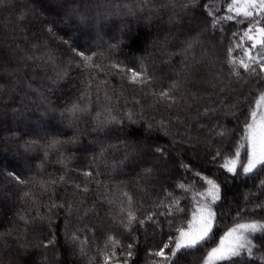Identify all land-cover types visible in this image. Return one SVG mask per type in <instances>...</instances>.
Returning a JSON list of instances; mask_svg holds the SVG:
<instances>
[{
  "label": "snow or ice",
  "instance_id": "snow-or-ice-1",
  "mask_svg": "<svg viewBox=\"0 0 264 264\" xmlns=\"http://www.w3.org/2000/svg\"><path fill=\"white\" fill-rule=\"evenodd\" d=\"M5 9L13 39L39 53L21 61L56 86L0 104V150L12 151L0 181L21 186L22 204L9 218L0 201L5 250L14 240L40 264H67L66 252L77 264H141V252L143 264H264V0Z\"/></svg>",
  "mask_w": 264,
  "mask_h": 264
},
{
  "label": "trees",
  "instance_id": "trees-1",
  "mask_svg": "<svg viewBox=\"0 0 264 264\" xmlns=\"http://www.w3.org/2000/svg\"><path fill=\"white\" fill-rule=\"evenodd\" d=\"M17 5L25 4L26 0H16ZM15 12L5 10H0V53H3V59L0 60V85H3V90L0 91V104H3L4 101L8 100L9 95L14 96L16 100H19L20 95H23L27 91V85L29 83L32 84L33 87L39 88L45 92L46 95L52 96L55 98L52 92H49V88H55L56 86L52 85L48 79V76L51 75V72H45L43 66H39L41 64L40 61H21V57H25L28 55L39 54L38 52H34L30 45H27L26 42L22 38H18L16 40L13 39L14 36L19 37V33L15 30ZM133 28L136 29L137 26L133 23ZM138 31L147 32L146 29H137ZM107 39V37H105ZM143 40H148V36L145 35ZM19 44L20 47L17 49L15 46ZM15 49V51H10V47ZM141 46L142 42H141ZM177 64L179 63V57L176 58ZM9 63H12V66L8 69L9 77H6L3 74V71L6 72L9 67ZM203 71V69H202ZM75 75V73H74ZM113 81L117 83L118 81L113 78ZM78 87L80 84L79 79H75L72 81ZM9 85L15 86V91L9 88ZM191 86V85H190ZM62 88H67L68 85H61ZM203 87V86H201ZM75 91V89H73ZM57 95L59 92L56 93ZM34 94L29 93V97H32ZM30 107H35L31 104L30 100L28 101ZM31 115V113H28ZM7 116L11 117V112L7 114ZM221 120L230 123L231 117H220ZM10 122V120L8 121ZM19 131H23L22 128ZM9 133L0 130V135H8ZM166 138L160 137L158 138V142H163ZM87 143V138L84 141ZM5 149L10 146H3ZM14 151V150H13ZM205 151V145L203 143L198 144L196 148L189 150L187 153V158L192 159L193 163H195V159L193 158V153L195 152L197 156H201ZM7 157L8 160L12 159V151L0 150V159ZM51 171V167L49 168ZM122 179L131 180L132 177H121ZM21 186L13 183H6L0 181V201L3 202L4 211L7 212L9 218H14L15 210L22 207L21 202L19 201V192ZM63 190H61L62 192ZM245 189L243 187L239 189H233L229 191V197L236 196L239 193L240 199L243 198V193ZM71 192V189H69ZM3 228H0V231H3ZM34 234L29 235V239H33ZM140 242L143 245L144 236L141 233ZM10 247L8 249H4L2 245H0V264H20V261H25L26 264H40V260L42 257V252L37 251L36 249L30 250L28 254H25L24 251L18 247H16V242L14 240L8 241ZM49 256H52L51 251H49ZM144 253H140L141 264H143ZM64 259L67 261V264H77L74 261L73 257L69 253L64 254ZM83 264V262H80Z\"/></svg>",
  "mask_w": 264,
  "mask_h": 264
},
{
  "label": "rangeland",
  "instance_id": "rangeland-1",
  "mask_svg": "<svg viewBox=\"0 0 264 264\" xmlns=\"http://www.w3.org/2000/svg\"><path fill=\"white\" fill-rule=\"evenodd\" d=\"M11 66H12V63H9V67L7 68V71H6V72L3 71V74H5L6 77H9V76H10V74L8 73V69H9Z\"/></svg>",
  "mask_w": 264,
  "mask_h": 264
}]
</instances>
